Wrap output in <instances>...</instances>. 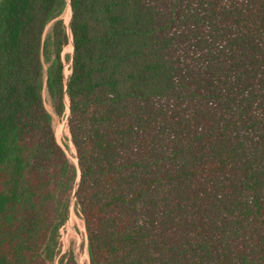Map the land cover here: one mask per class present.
I'll list each match as a JSON object with an SVG mask.
<instances>
[{
  "label": "trees",
  "instance_id": "1",
  "mask_svg": "<svg viewBox=\"0 0 264 264\" xmlns=\"http://www.w3.org/2000/svg\"><path fill=\"white\" fill-rule=\"evenodd\" d=\"M72 207L89 264H264V0H0V264Z\"/></svg>",
  "mask_w": 264,
  "mask_h": 264
},
{
  "label": "rangeland",
  "instance_id": "2",
  "mask_svg": "<svg viewBox=\"0 0 264 264\" xmlns=\"http://www.w3.org/2000/svg\"><path fill=\"white\" fill-rule=\"evenodd\" d=\"M68 9L63 15L64 21L68 24L67 18L69 17ZM73 48L72 44H69L63 51V55L72 54ZM69 64H66V74L69 73ZM45 104L47 109L53 113L50 100L48 95L45 93ZM54 126L56 131V137L58 142L67 150L69 156L76 161L73 156L75 150L73 148L72 142L69 139L68 129L66 120L58 119L54 116ZM60 245L61 253H65L68 250H72L77 258L79 264H89V254H88V240L86 236V230L84 221L77 214L74 208H71L70 217L64 227L61 229L60 233ZM57 264V263H56Z\"/></svg>",
  "mask_w": 264,
  "mask_h": 264
}]
</instances>
